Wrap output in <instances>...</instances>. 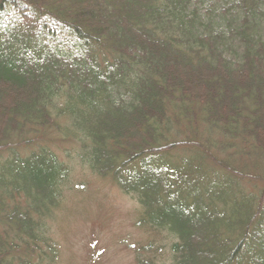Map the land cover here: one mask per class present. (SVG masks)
Listing matches in <instances>:
<instances>
[{
	"label": "trees",
	"instance_id": "obj_1",
	"mask_svg": "<svg viewBox=\"0 0 264 264\" xmlns=\"http://www.w3.org/2000/svg\"><path fill=\"white\" fill-rule=\"evenodd\" d=\"M53 131L171 237L136 264H264V174L213 152L264 167V0H0V264H54Z\"/></svg>",
	"mask_w": 264,
	"mask_h": 264
},
{
	"label": "rangeland",
	"instance_id": "obj_2",
	"mask_svg": "<svg viewBox=\"0 0 264 264\" xmlns=\"http://www.w3.org/2000/svg\"><path fill=\"white\" fill-rule=\"evenodd\" d=\"M63 127L69 125L60 117ZM65 124V125H64ZM204 130V126L201 124ZM74 131V130H73ZM77 133V132H76ZM204 133L208 135V130ZM50 147L68 167V178L62 187V198L53 216L48 217L49 237L55 243L54 264H136L140 255L155 257L164 262L169 256L171 237L166 231H152L140 226L141 205L126 194L110 177L94 172L86 162L85 148L80 135L53 131ZM185 134H180L181 139ZM217 142L223 138L215 134ZM228 141L224 140L227 144ZM182 152L181 155L194 153ZM230 165L252 174H264L256 156H244L238 147L213 150ZM257 165V166H256ZM249 193L256 194L264 183L244 182ZM153 244L161 250L154 252L143 247Z\"/></svg>",
	"mask_w": 264,
	"mask_h": 264
}]
</instances>
